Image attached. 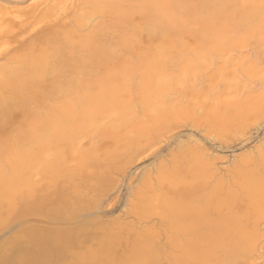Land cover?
<instances>
[{
  "label": "rangeland",
  "instance_id": "1",
  "mask_svg": "<svg viewBox=\"0 0 264 264\" xmlns=\"http://www.w3.org/2000/svg\"><path fill=\"white\" fill-rule=\"evenodd\" d=\"M19 151L17 180L52 195L0 206L10 261L25 259L32 230L72 235L35 264L100 247L125 264L141 260L133 249L157 251L153 264H264V0H0L9 178ZM171 200L201 203L222 233L191 215L182 222L202 237L182 234Z\"/></svg>",
  "mask_w": 264,
  "mask_h": 264
},
{
  "label": "bare ground",
  "instance_id": "2",
  "mask_svg": "<svg viewBox=\"0 0 264 264\" xmlns=\"http://www.w3.org/2000/svg\"><path fill=\"white\" fill-rule=\"evenodd\" d=\"M113 104H114V107L116 108L115 101L113 100L112 97H109V104H108L109 107H112ZM95 109H98V107L96 105H93L90 103H85L82 106V110L85 113H87V115H89V117H91L90 113L95 111ZM64 111L69 115L71 120H73L75 122H78V121L82 122V117H79V115L75 112V109L73 107H67L66 109H64ZM157 117H158V115H154V118H157ZM160 117L161 116H159V118ZM91 121H90V123H91ZM142 130H143V128H139V127H137V129H136L137 132L138 131L140 132ZM192 161L194 164L199 165L198 158L194 157V158H192ZM12 162L14 163V167H13L14 169H12V171H11V176H12L11 178H9L8 175L2 174V172L0 170V190H1V192H3L2 194H0V206H4L7 210H11V209H14L17 205H26L36 198H42L43 195H47V196L52 195V190H50V189L49 190L47 189L44 192V190H42V187L41 188L37 187L28 181H18L17 180L16 176H17L18 167L21 164L24 165L28 162L27 161V154L25 153V151L15 152V155L12 159ZM44 166L51 170L52 168L54 169L57 166V163L55 160L51 159V160L45 161ZM263 171H264V169H263ZM257 183L258 182H256V184ZM248 184H250V183H248ZM260 185H263V184H260ZM15 186H19L18 191L12 190V189H15ZM248 189L250 191H253V190L257 191L259 189V187L258 186L257 187L250 186V187H248ZM170 202H172V203H170L164 209L166 216H167V220L170 224H172L176 227V230L180 231L182 234H189V235L193 234L192 229L190 228V225L182 222L186 216H191V215H196L197 217H199V219L201 221H203L204 224L211 225V228L214 227L213 228L214 231L216 229L215 232H217L219 234L222 233V231H223L222 225L216 224V222L215 223L212 222V220L210 219L209 216L204 215L205 209L201 207L202 206L201 203H196V205L188 207V206H186L180 202H176L174 200H171ZM189 208H191L192 211ZM190 211H191V213L189 214ZM217 223H219V222H217ZM221 223H222V221H221ZM222 224L224 226V222ZM194 232H196V229ZM59 233H61V232H59ZM200 233H202V232H200ZM200 233H195L196 235L193 234L194 236H192V237L193 238L194 237L200 238V237H202V235H199ZM64 234H66V233H64ZM143 235H145V234H143ZM22 238L27 242L22 249L24 257L26 256L25 259L22 258L21 260L16 259V260L10 261V258L8 255H0V264H35L40 259V257L43 255L44 250H46V249H44V248H46V247H44L45 243H50V244H52V246L54 245L56 247L55 250H56L57 256H61L64 254V250H65L66 245H68L72 241V235L71 234L53 235L52 233H49L48 231L41 233L39 231H32V230L22 233ZM144 238L145 237H142V235H141V237H137L136 240L143 241ZM231 238H230V240H231ZM232 239L235 240L234 238H232ZM235 243H237V242H235ZM175 244L177 246L176 242L174 243V246H175ZM47 249H48V247H47ZM148 250L149 249H147V250L133 249L132 253L136 254V255L138 254L139 256L142 257V258L138 257L141 259L140 260L141 263L144 262V264H153V262L156 261V259H157L156 257H157V255H159V253L157 251L153 252L152 250H149L150 251L149 252ZM175 250H177V248ZM179 250H183V249L181 248ZM184 252H186V251L184 250ZM179 253H182V252L180 251V252H177L176 254L179 255ZM172 256H174V255H172ZM186 256L188 257V254H186ZM175 257H177V255H175L174 258ZM172 259H170V260H172ZM179 260L180 259H176L175 264L176 263L177 264H183V263H178ZM137 261L139 264L140 261L139 260H137ZM63 264H125V262L114 261L110 257L108 251H105L100 247L99 250H95V251L93 250L92 252L74 254L73 258H71L69 261L63 262ZM171 264H173V263H171Z\"/></svg>",
  "mask_w": 264,
  "mask_h": 264
}]
</instances>
